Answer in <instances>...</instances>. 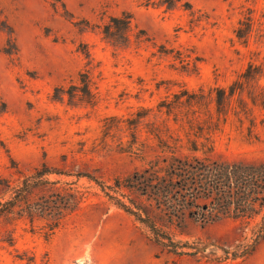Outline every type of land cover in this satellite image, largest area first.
<instances>
[{
	"label": "rangeland",
	"instance_id": "1",
	"mask_svg": "<svg viewBox=\"0 0 264 264\" xmlns=\"http://www.w3.org/2000/svg\"><path fill=\"white\" fill-rule=\"evenodd\" d=\"M158 2L0 0L2 177L17 179V167L30 171L43 163L125 173L135 163L117 153L122 132H107L108 117L155 106L180 86H228L250 61H264V0H181L174 8ZM123 13L133 20L129 42L119 46L104 27ZM248 15L254 28L245 44L235 30ZM179 56L196 69L187 70ZM58 87L67 91L63 98L55 96ZM68 91L77 93V104ZM255 113L260 140H247L246 127L240 132L228 123L217 139L220 154L264 158V109ZM80 185L90 186L85 179ZM95 191L54 232L40 222L0 219V264H264V239L251 249L255 222L248 228L234 219L191 223L189 234L177 238L195 254L180 255ZM6 229L14 231L12 244L4 240Z\"/></svg>",
	"mask_w": 264,
	"mask_h": 264
},
{
	"label": "trees",
	"instance_id": "2",
	"mask_svg": "<svg viewBox=\"0 0 264 264\" xmlns=\"http://www.w3.org/2000/svg\"><path fill=\"white\" fill-rule=\"evenodd\" d=\"M180 2L158 3L174 8ZM132 20L131 13L112 16L104 27L105 37L114 45H127ZM253 28L254 18L248 15L240 20L236 36L248 44ZM179 58L187 70L196 69ZM263 80L264 61H250L228 86L209 90L180 86L155 106H141L124 118L108 117L104 126L108 133L121 130L117 153L135 163L131 170L73 171L46 163L30 171L17 167V179L0 175V219L6 225L40 222L54 232L83 207L90 188H95V195L132 215L157 243L174 253L195 254L187 251L195 248L188 240L177 238L189 234L191 223L207 225L224 219L239 220L246 228L255 222L252 249L264 239V158L224 156L217 150V139L233 123L240 132L246 127L247 140H260L255 108L264 109ZM82 83L88 90L86 75ZM66 92L58 87L55 96L63 98ZM68 94L69 102L77 104V93ZM82 179L90 186L80 185ZM13 232L5 231L4 240L11 244Z\"/></svg>",
	"mask_w": 264,
	"mask_h": 264
}]
</instances>
